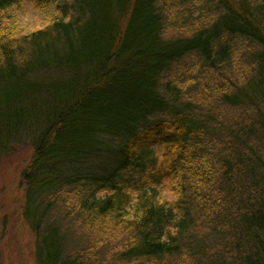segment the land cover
I'll use <instances>...</instances> for the list:
<instances>
[{"label": "trees", "instance_id": "obj_1", "mask_svg": "<svg viewBox=\"0 0 264 264\" xmlns=\"http://www.w3.org/2000/svg\"><path fill=\"white\" fill-rule=\"evenodd\" d=\"M20 1L0 159L32 150L36 264H264V0H27L28 32Z\"/></svg>", "mask_w": 264, "mask_h": 264}, {"label": "rangeland", "instance_id": "obj_2", "mask_svg": "<svg viewBox=\"0 0 264 264\" xmlns=\"http://www.w3.org/2000/svg\"><path fill=\"white\" fill-rule=\"evenodd\" d=\"M33 5L21 0L10 9L13 18H19L17 28L22 32L43 25ZM31 153L30 146L18 145L0 159V264H36L34 237L23 217L26 186L21 176Z\"/></svg>", "mask_w": 264, "mask_h": 264}]
</instances>
